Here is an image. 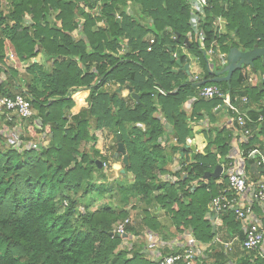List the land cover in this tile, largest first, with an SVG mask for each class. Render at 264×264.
Here are the masks:
<instances>
[{"label": "trees", "instance_id": "1", "mask_svg": "<svg viewBox=\"0 0 264 264\" xmlns=\"http://www.w3.org/2000/svg\"><path fill=\"white\" fill-rule=\"evenodd\" d=\"M208 3L200 26L206 36L202 50L195 39L188 41L191 14L185 0H7V13L0 0V78L4 76L0 94L28 100L35 114L22 122L34 133H44L48 141L47 146L39 140L33 148L19 151L7 148L0 136V264H158L134 242L127 248L125 238L110 235L114 224L129 213L113 212L107 204L90 210L91 200L81 202L94 192L102 197L112 190V185L104 186L93 175L120 157L96 148L98 138L90 132L92 127L113 134L115 142L120 134L128 161L121 163L124 174L120 176L131 173L139 200L167 216L164 224L146 207L139 216L140 226L127 227V236L138 237L143 228L165 240L185 231L202 244L218 234L225 241L235 236L242 240L241 225L233 214L221 215L214 220L215 226L207 218L212 197L226 183L205 175L226 161L232 131L226 126L205 130L203 153L185 148L194 137L190 124L202 119L205 108L221 112L222 99L193 101L188 114L180 108L179 99L191 101L197 93L195 83L218 77L225 68L226 63L210 64L205 55L213 42L216 51L226 54L232 48L246 52L264 47V0ZM130 6L138 8L136 14H129ZM25 16L30 17L29 26L24 25ZM218 18L226 20L225 34H217L213 27ZM6 43L20 63L42 58L27 66L25 84L6 64ZM174 55L182 65L189 58L198 63L197 82L170 60ZM250 78L256 83H249ZM108 84L116 88L108 89ZM208 85H216L232 99H247L243 109L255 121L262 117L251 126L249 143L264 150L261 59L252 68L235 71L227 82ZM156 87L166 95H159ZM128 88L132 89L127 94L131 106L121 94ZM81 92L87 93V106L72 114L73 96ZM165 125L174 134L173 144ZM87 142L92 143L91 151H80ZM175 155L181 158L182 170L171 172L168 167ZM114 183L121 189L122 184ZM254 209L264 223L262 211ZM211 251V264H226L223 251ZM249 263L245 254L239 258L238 264Z\"/></svg>", "mask_w": 264, "mask_h": 264}, {"label": "built area", "instance_id": "2", "mask_svg": "<svg viewBox=\"0 0 264 264\" xmlns=\"http://www.w3.org/2000/svg\"><path fill=\"white\" fill-rule=\"evenodd\" d=\"M90 1L100 3L101 0ZM185 1L191 14L192 31L188 35V41L191 42L195 39L199 48L205 50L206 36L200 26L205 18V11L209 7L208 0ZM219 22L222 23L221 18H218L213 25L217 34H219ZM215 48L217 49V45L213 42L205 53L209 63L225 64L227 54L216 51ZM7 58L14 60L13 53L8 54ZM3 79L1 77L0 81ZM190 79L197 82L198 74H193ZM248 82L253 84L251 78L248 79ZM155 91L161 96L166 95V92L159 87H156ZM216 97H221L222 107L226 109L230 117L228 125L232 131V142L226 161L219 163L222 172L218 179H225L226 186L212 197L208 209L213 219L224 214H233L235 220L241 225L243 235L240 241L241 250L246 254H253L264 247L263 219L254 209V206L258 207L264 214V150L259 145H251L249 142L253 137L251 126L260 122L262 117H259L257 121L253 120L243 109V106L247 104L245 97L232 99L229 94L223 95L216 85L198 86L197 93L191 101L199 99L209 101ZM33 114L29 101L22 95L0 94V119L4 118L8 121H11L12 118L29 119ZM131 223L129 218L120 221L112 232V236L127 237L126 229L132 225ZM150 237L149 240L152 243L157 238L154 234H151ZM223 245L228 249L230 247V244ZM167 246V243L158 241L159 249H164ZM199 250L197 242L192 237L183 247L172 254L164 255L159 250L153 252L154 261L158 264H193L200 255Z\"/></svg>", "mask_w": 264, "mask_h": 264}, {"label": "rangeland", "instance_id": "3", "mask_svg": "<svg viewBox=\"0 0 264 264\" xmlns=\"http://www.w3.org/2000/svg\"><path fill=\"white\" fill-rule=\"evenodd\" d=\"M1 5H2V10L7 13L9 10L7 0H1ZM128 11H129V14H136V11H138V8L136 7L135 9H133L130 6V7H128ZM94 12L95 11H92L90 13L94 14ZM135 17H137V15H135ZM221 20H222V23L219 22L218 32H219V34H225V32H226V20L223 18H221ZM30 22H31L30 17L25 16L24 17V25L29 26ZM101 25H102L101 23H98V26H101ZM6 52L7 53L11 52L14 55V60H7L8 62L6 64L9 65V67L16 70L17 74L20 76L19 77L20 82H23V84H25L26 80L28 78L26 75L27 66H29L32 63L39 62L42 58L36 57L35 59H30L29 61H27L25 63H20L16 60V56H15L12 48L9 46L8 43H6ZM192 60H193V63H195V65L190 66L189 72L191 74V78L193 77L192 72L194 71L197 74V71L199 69V65L198 64L196 65V62L194 61V59H192ZM219 65H220V63L218 62L217 66H219ZM214 67H215V65L211 66V68H214ZM196 68H197V70H196ZM241 73L243 74V71ZM1 77H3V76H1ZM186 79H189V77L186 76ZM107 88L108 89H114V88H116V85L115 84L114 85L108 84ZM187 90H188L187 92H189V87L187 88ZM128 93L129 92H127L126 90H123L121 92L122 98L124 100H126V103L128 105L131 106L133 103L127 97ZM86 96H87L86 92H81V93L75 94L73 96V100L75 103H74V107L71 110L72 114H75V113L79 112L81 109L86 108V106H87V104L85 103ZM181 99H183V98L180 97V99H179L180 101H182L180 103L181 104L180 108L182 110L184 109L187 112L186 114H188V106H189L190 100L189 101L186 100L185 102H183V100H181ZM222 105H223V103H222ZM204 111L205 112L203 113L202 119L200 120L201 122H197V123L194 122V124H190L189 127L192 129V131L195 132L196 130H199V126L201 127L205 121L212 123L211 125L214 124V128H215L218 125V123L220 124V123L225 122L226 114L228 115L226 109H224V108H223V112H217V113H213V111H210V109H208V108H205ZM33 112L35 114V111H33ZM69 116H70V114H69ZM22 121H23V119L19 120L17 118H12L11 121L5 120L4 118L0 119V136L2 138H5V140H6L5 146L7 148H13V149H18L19 151H22L24 149H28L29 147L33 148L34 143L39 142V140H40V143L42 145H44V146L48 145V141L43 136V135H45L44 133H41V132L40 133H34L32 128L30 129L29 126L27 127V125H26L27 122L26 121L22 122ZM93 123H94V121L92 120L91 121L92 126H93ZM164 123L165 122L163 121V124ZM35 125L39 126L38 122H35ZM164 128L168 134L167 138H168L170 144L175 143L174 134L171 133V127L168 125H165ZM194 128H195V130H194ZM205 130H207V129L205 127H203L202 132H203L204 136L206 135ZM209 130H214V129H213V127H209L208 131ZM90 132L92 134H95L96 137L98 138L97 143H96V148L103 154H109V153L114 152V158L117 159L115 157V151H114L116 142L114 141L113 134H110L106 130L95 131L94 127L90 128ZM28 136H30L31 140L26 141V138H28ZM196 139H197V148L199 151V150H201L202 145L198 141L199 136H196ZM202 142H204V141L202 140ZM91 146H92L91 142L82 143L80 145V151L90 152ZM192 153H196V152H192ZM119 156H118L119 160L117 162H113L112 160H110L109 162L106 163L108 166L107 167L104 166V170L99 171V172H94V175H93L97 182L102 183L104 181L105 182L104 186L105 185H108V186L112 185V187H113L112 190L110 192H105L102 197H99L94 192L92 194V196L85 197L83 200H81V202L86 203L87 201L91 200L92 202L90 201V204H91L90 210L99 209L103 205L107 204L110 206V208L113 210V212H118L119 210L125 211V212L129 213L128 218L132 222L131 227L138 228V225L140 222L139 216H141V218H142V215H141L142 210L145 209L146 207L149 208L150 211H155L157 213V216H158V214H160L162 216L164 213L162 212L161 209H159V208L154 209L153 205L148 207L146 203L139 200V199H141V197H140V194H137L136 189H134V187H133V183H134L133 177L134 176L131 173H127L124 176H120V174H124V172L122 173V171H123L122 164H121L122 163V156L121 155H119ZM191 158H192V156H191ZM180 159L181 158L179 155H177V157H175V156L173 157V163H171L168 167V169L171 172H174V171L177 172L179 170L180 171L182 170ZM175 161L177 163L179 162L180 165H178L177 163L174 164ZM95 180H94V183H95ZM114 182H116L117 184H120V185L122 184L121 189H118ZM96 187H97L96 190L100 195L101 190H100L99 184H97ZM154 195H155V193H154ZM79 210L84 212V209L82 207H79L78 211ZM161 218L164 222L166 221V220H164L165 219L164 217H161ZM118 223L119 222L114 224L113 230L118 225ZM138 232H139V235L137 238H135L136 236H134V235H130V236L132 238L131 240L134 241V243L139 246V248L141 249V252H142L141 247L143 245L146 246L145 242L147 240V237H148V239L151 238L150 235L152 233H148L149 231L148 230L146 231L143 228H140V230H138ZM144 237H146L145 240H144ZM158 237L155 239L156 242L154 241L152 244H150V245L154 246L151 250L154 249V251H155V245L158 246L156 244V243H158V241H161V240L164 241L165 240L162 238V236H158ZM141 241H142V246H140ZM123 246L130 248V245L128 246L126 244V241L124 242ZM238 255H240V254H238ZM150 256L151 255H149V257ZM151 258H153V257H151Z\"/></svg>", "mask_w": 264, "mask_h": 264}, {"label": "crops", "instance_id": "4", "mask_svg": "<svg viewBox=\"0 0 264 264\" xmlns=\"http://www.w3.org/2000/svg\"><path fill=\"white\" fill-rule=\"evenodd\" d=\"M11 53V52H8L7 53V57H8V54ZM6 57V63L8 62V58ZM191 59V58H190ZM34 61V60H33ZM25 63V62H24ZM198 63H196L197 65ZM191 65H195V63H193V60H189V63H188V70H190V66ZM197 70V68H196ZM200 70V68L198 69V71ZM197 71V73H198ZM246 71V70H245ZM244 71V72H245ZM193 74H196V72H192ZM3 76V75H2ZM4 78V76H3ZM253 83H256V81H254ZM22 84V83H21ZM24 87V86H23ZM192 100V99H191ZM191 102L192 101H189V106H188V113H190V105H191ZM223 112V110L221 111ZM228 116V117H227ZM229 120H230V117L229 115L226 114V118H225V122L223 123H218V125L216 127H222V126H226L228 130H231L229 128ZM197 122H201V121H197ZM196 122V123H197ZM192 124H194V122H192ZM196 126V125H195ZM203 127H205L206 129H208L209 127H214L213 125H211L209 122L205 121L203 123V125L200 127L199 126V130H196L195 132L193 131L194 134V137L192 138V140L195 141V152L196 153H203L204 152V148L206 146V138L202 132V129ZM196 128V127H195ZM194 128V130H195ZM197 134V135H196ZM196 136H199V143H201V150L198 151V148H197V139H196ZM202 140L204 142H202ZM189 148V147H188ZM191 150V149H190ZM192 151V150H191ZM193 152V151H192ZM230 152V150H229ZM175 157H177V155H175ZM189 158L191 160V155H189ZM177 162L175 161L174 164H176ZM178 165L179 162L177 163ZM175 172V171H174ZM168 178V177H167ZM162 212L164 213L162 216L160 214H158V217L159 219L164 223V224H167L168 222L167 221H163L161 217H164L163 219L166 220L167 216H166V213L165 211L162 210ZM207 218H210V220L212 221V224L215 226V223H214V220L217 219V218H212L210 213H209V209H208V213H207ZM173 229L170 228V231L173 233L172 231ZM147 231V230H146ZM149 233V232H148ZM155 235V234H154ZM156 237H158L159 235H155ZM192 235L189 233V231H185L184 233H177V234H174L173 236H171L169 239H167L166 241L164 240L163 242L164 243H167L168 246L165 247L164 249H159L158 246L155 245V251L157 252V250L161 251L162 254L164 255H169V254H172L176 251H178L181 247H183L185 245V243H187L189 241L190 238ZM137 238V237H135ZM159 238V237H158ZM126 239V244L129 246L131 245L134 241H132L131 239V236H127L125 237ZM146 239V237H144V240ZM162 241V240H161ZM240 241L241 239H239L238 237H233V238H229V240L225 241V240H222L218 235H216L214 237V239L209 242V243H206V244H202V243H199L197 242V246L198 248L200 249L199 252H200V255L198 256V258L194 261L193 264H211L213 263V258L211 257V255L213 254L211 250H217V251H223V253L227 256V259H226V264H238L239 263V258L241 256H243L244 254L248 257L249 259V264H264V247L253 253V254H246V253H243L242 250H241V247H240ZM152 244V242H150V240L148 239L147 237V240L145 242V245L146 246H142V241H141V244L140 246H142V252L147 258L149 257V255H151L149 257L150 260L154 261V254L153 250H151L154 246L150 245ZM158 245V243H156ZM223 244H230V247L229 249L226 248ZM147 249V250H146ZM141 250V249H140ZM146 250V251H145ZM240 253V255H238ZM153 257V258H151ZM263 262V263H262Z\"/></svg>", "mask_w": 264, "mask_h": 264}, {"label": "water", "instance_id": "5", "mask_svg": "<svg viewBox=\"0 0 264 264\" xmlns=\"http://www.w3.org/2000/svg\"><path fill=\"white\" fill-rule=\"evenodd\" d=\"M242 2H244L245 0H241ZM186 42V41H185ZM258 58L261 59L262 64L264 66V47L259 48V47H255L253 48L251 51H240L236 48H232L229 50V52L227 53V58H226V66L223 69L222 73H219L218 77H213L209 80L206 81H202V82H198L195 83L194 85L196 87L198 86H203L206 85L207 83H221V82H227L232 74L237 71L240 70L242 67H253V62L256 61ZM171 61H174L175 64L178 66V68L184 70L187 74H189V70H188V64H184L182 65V63L180 62L179 59H176L174 56L171 57L170 59ZM120 91V90H118ZM127 91L129 93L132 92L131 88H128ZM132 97L138 101L139 97L135 94H131ZM121 140V136L120 134H116V151H115V157L117 158L119 155L122 156V162L127 165L128 161H127V155L125 153V149H124V145L123 143L120 141ZM195 141L192 139H188L186 141V146L185 148H190L193 152H195ZM97 164L99 167H101L100 162L97 161ZM124 172V170L122 171V173ZM222 172V167L218 164L214 171L212 173H208L205 175V178H214V179H218L220 177V174ZM112 236V233L110 234Z\"/></svg>", "mask_w": 264, "mask_h": 264}]
</instances>
